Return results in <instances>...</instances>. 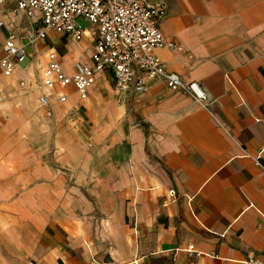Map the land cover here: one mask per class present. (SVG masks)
<instances>
[{"label": "crops", "instance_id": "obj_1", "mask_svg": "<svg viewBox=\"0 0 264 264\" xmlns=\"http://www.w3.org/2000/svg\"><path fill=\"white\" fill-rule=\"evenodd\" d=\"M17 1L0 0V57L9 32L40 26ZM162 1L159 27L182 49L156 53L206 102L160 79L117 93L110 69L86 99L46 87L50 52L67 76L92 65L93 26L47 30L61 52L35 38L24 65L0 67V264L264 261V0Z\"/></svg>", "mask_w": 264, "mask_h": 264}, {"label": "built area", "instance_id": "obj_2", "mask_svg": "<svg viewBox=\"0 0 264 264\" xmlns=\"http://www.w3.org/2000/svg\"><path fill=\"white\" fill-rule=\"evenodd\" d=\"M16 6L40 26L24 36L9 32L1 47L3 56L0 57V67L4 75H10L16 63L25 61L26 46L35 38L44 39L47 30L79 40L87 29L85 23H88L95 27L96 32L92 65L77 61L74 73L67 76L55 53L50 52L43 77L46 87L53 88L56 84L65 87L72 83L79 97L86 99L96 73L110 69L115 91L123 95L144 92L150 81L160 79L168 89L183 90L199 102H206L209 98V92L198 82L184 81L176 72L167 70L156 53L160 48L182 49L173 39L167 38L159 27V21L166 13L162 0H18ZM58 99L64 102L66 95L60 94ZM38 100L41 104H47L49 98L41 95ZM74 111L73 108L68 114L71 116ZM261 149L264 151V147ZM255 159H258V155ZM169 194L174 196L175 191L171 189ZM184 250L199 254L192 243ZM129 264L140 262L135 258ZM244 264H264V261L249 258Z\"/></svg>", "mask_w": 264, "mask_h": 264}, {"label": "rangeland", "instance_id": "obj_3", "mask_svg": "<svg viewBox=\"0 0 264 264\" xmlns=\"http://www.w3.org/2000/svg\"><path fill=\"white\" fill-rule=\"evenodd\" d=\"M85 23V22H84ZM87 27H92L93 25H90L88 23H85ZM40 24H34V28L36 29L37 26H39ZM88 33V32H87ZM86 33V35H87ZM26 33H22L21 35L24 36ZM89 34V33H88ZM90 37V36H89ZM91 38V37H90ZM46 40V42L48 43V45H54L55 48L61 52V49L63 48V42H66L67 40L64 38H61L60 40L54 38L53 36H51L49 33L46 35V37L44 38ZM81 42V41H80ZM32 44V43H31ZM82 46L84 47L85 44L83 42H81ZM85 55H87V52H85ZM28 59H26L24 62L20 63L21 65H24L27 62Z\"/></svg>", "mask_w": 264, "mask_h": 264}]
</instances>
